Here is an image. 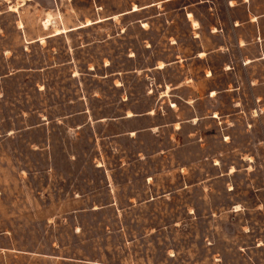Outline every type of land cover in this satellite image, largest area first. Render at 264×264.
Returning a JSON list of instances; mask_svg holds the SVG:
<instances>
[{
    "label": "rangeland",
    "instance_id": "374dc122",
    "mask_svg": "<svg viewBox=\"0 0 264 264\" xmlns=\"http://www.w3.org/2000/svg\"><path fill=\"white\" fill-rule=\"evenodd\" d=\"M262 14L0 0V264H264Z\"/></svg>",
    "mask_w": 264,
    "mask_h": 264
},
{
    "label": "crops",
    "instance_id": "0c3cea01",
    "mask_svg": "<svg viewBox=\"0 0 264 264\" xmlns=\"http://www.w3.org/2000/svg\"><path fill=\"white\" fill-rule=\"evenodd\" d=\"M172 2V1H176V0H168V2ZM248 1V0H247ZM229 4V6L230 7H233V6H231V1L228 3ZM137 12V11H136ZM188 14H191L193 17L195 16L194 15V13L193 12H190V13H187L186 14V17H187V19L189 18L188 17ZM261 18H264V14H262V15H255L253 18H251V19H249V20H255L256 22L259 20V19H261ZM189 20V19H188ZM195 21H197V20H195ZM198 22V21H197ZM199 23V22H198ZM240 23V22H239ZM239 26H241V25H237L235 28H238ZM113 76V75H112ZM123 102H125V101H123ZM139 106H141L138 110H145V111H143V112H141V113H144V114H137V113H135V112H133L134 114H136L137 116H134V117H136V118H143V119H145V121H148V119H152V117L151 116H153L152 114H153V112H154V115H156L157 114V107H155V106H153V105H151V106H147L146 104H143V103H141ZM129 118V117H128ZM130 118H132V117H130ZM138 133V132H137Z\"/></svg>",
    "mask_w": 264,
    "mask_h": 264
},
{
    "label": "bare ground",
    "instance_id": "6f19581e",
    "mask_svg": "<svg viewBox=\"0 0 264 264\" xmlns=\"http://www.w3.org/2000/svg\"><path fill=\"white\" fill-rule=\"evenodd\" d=\"M188 17H189V19H192L193 16L191 14H188ZM193 27L194 28L198 27V23L196 21H193Z\"/></svg>",
    "mask_w": 264,
    "mask_h": 264
}]
</instances>
